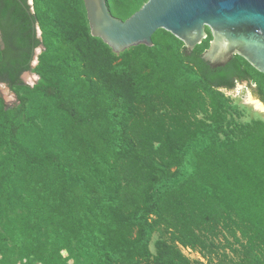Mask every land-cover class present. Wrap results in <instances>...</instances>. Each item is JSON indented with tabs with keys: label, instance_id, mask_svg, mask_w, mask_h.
Segmentation results:
<instances>
[{
	"label": "trees",
	"instance_id": "obj_1",
	"mask_svg": "<svg viewBox=\"0 0 264 264\" xmlns=\"http://www.w3.org/2000/svg\"><path fill=\"white\" fill-rule=\"evenodd\" d=\"M148 1L107 4L126 20ZM33 2L0 0V82L34 71L64 122L46 147L28 139L47 130L26 98L3 121L0 264H198L181 247L215 264L222 239L235 264H264V121L233 124L223 92L247 82L264 104V74L241 56L211 67L209 29L191 54L160 29L117 55L84 0Z\"/></svg>",
	"mask_w": 264,
	"mask_h": 264
},
{
	"label": "water",
	"instance_id": "obj_2",
	"mask_svg": "<svg viewBox=\"0 0 264 264\" xmlns=\"http://www.w3.org/2000/svg\"><path fill=\"white\" fill-rule=\"evenodd\" d=\"M33 4L29 0L31 12ZM84 4L92 36L116 54L139 45L153 47L160 29L183 41L191 54L208 38L209 29L213 39L202 58L211 67H225L241 56L264 74V0H149L126 20L111 13L107 0H84ZM36 29L41 38L42 31L37 25ZM43 49L35 50L32 69Z\"/></svg>",
	"mask_w": 264,
	"mask_h": 264
},
{
	"label": "rangeland",
	"instance_id": "obj_3",
	"mask_svg": "<svg viewBox=\"0 0 264 264\" xmlns=\"http://www.w3.org/2000/svg\"><path fill=\"white\" fill-rule=\"evenodd\" d=\"M182 43L184 44L183 41ZM136 47H132L126 50L124 53L129 52ZM39 79L40 77L34 71H31L23 75V85L18 86L14 89H11L0 82V134L2 132L3 121L7 118L15 116L20 106L19 97L26 98L28 116L37 118V122L47 130L45 131V129L43 128L44 132L38 133L34 129H29V131L27 132L28 139L33 141L36 146L48 147L50 131L54 133L55 130H57L58 125L64 122V116L59 113L56 105L52 100H48L33 91L34 87L39 82ZM223 92L229 98L232 105L230 120L233 121V124H247L252 123L256 120L264 121V104L254 97L248 83H238L235 90ZM6 157L7 150L5 146L2 145L0 136V173L2 172ZM160 239V233H156L153 236V240L151 243V250L153 254L156 253V243ZM229 242L232 244L233 240L230 239ZM228 248H230L229 243L224 239H222L221 242L217 243V247L215 248V250L218 253V257L216 258L215 264H235L236 261L239 260L238 255L231 253V249ZM181 249L191 261L198 264H209V262L205 259V257L199 250H195L192 248L184 249L182 247ZM62 254L67 257V250H64ZM17 264H24V262L18 260Z\"/></svg>",
	"mask_w": 264,
	"mask_h": 264
},
{
	"label": "flooded vegetation",
	"instance_id": "obj_4",
	"mask_svg": "<svg viewBox=\"0 0 264 264\" xmlns=\"http://www.w3.org/2000/svg\"><path fill=\"white\" fill-rule=\"evenodd\" d=\"M33 62V61H32ZM31 67H32V64H31ZM34 69V68H33ZM245 83V82H244ZM247 83V82H246ZM256 98V97H255ZM259 100V99H258Z\"/></svg>",
	"mask_w": 264,
	"mask_h": 264
},
{
	"label": "built area",
	"instance_id": "obj_5",
	"mask_svg": "<svg viewBox=\"0 0 264 264\" xmlns=\"http://www.w3.org/2000/svg\"><path fill=\"white\" fill-rule=\"evenodd\" d=\"M187 249H190V248H187Z\"/></svg>",
	"mask_w": 264,
	"mask_h": 264
}]
</instances>
